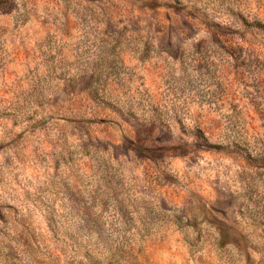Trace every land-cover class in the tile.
<instances>
[{"label":"clouds","instance_id":"obj_1","mask_svg":"<svg viewBox=\"0 0 264 264\" xmlns=\"http://www.w3.org/2000/svg\"><path fill=\"white\" fill-rule=\"evenodd\" d=\"M0 264H264V0H0Z\"/></svg>","mask_w":264,"mask_h":264},{"label":"rangeland","instance_id":"obj_2","mask_svg":"<svg viewBox=\"0 0 264 264\" xmlns=\"http://www.w3.org/2000/svg\"><path fill=\"white\" fill-rule=\"evenodd\" d=\"M153 6H155V7H159V5H153ZM169 7H172V6L169 5ZM173 10H174V11H179L180 8H179V6H176L175 8H173ZM221 35H222V36H226V35H228V34H227V33H221Z\"/></svg>","mask_w":264,"mask_h":264}]
</instances>
